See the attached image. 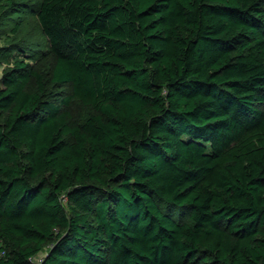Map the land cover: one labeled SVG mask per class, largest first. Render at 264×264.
Masks as SVG:
<instances>
[{"label": "trees", "instance_id": "1", "mask_svg": "<svg viewBox=\"0 0 264 264\" xmlns=\"http://www.w3.org/2000/svg\"><path fill=\"white\" fill-rule=\"evenodd\" d=\"M25 14L52 68L0 78V264H264V0Z\"/></svg>", "mask_w": 264, "mask_h": 264}, {"label": "rangeland", "instance_id": "2", "mask_svg": "<svg viewBox=\"0 0 264 264\" xmlns=\"http://www.w3.org/2000/svg\"><path fill=\"white\" fill-rule=\"evenodd\" d=\"M31 5H36L39 0H28ZM21 22L23 27L17 37H13L9 31L0 33V48H4L8 59L0 60V78L3 71L12 65L17 59L25 60L27 63L49 71L52 68V59L49 56V42L45 37L37 18L30 14L23 15ZM12 44H18L25 57L17 54ZM64 94L71 96V88H65ZM79 110V109H76ZM75 110V111H76Z\"/></svg>", "mask_w": 264, "mask_h": 264}]
</instances>
